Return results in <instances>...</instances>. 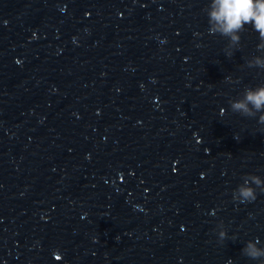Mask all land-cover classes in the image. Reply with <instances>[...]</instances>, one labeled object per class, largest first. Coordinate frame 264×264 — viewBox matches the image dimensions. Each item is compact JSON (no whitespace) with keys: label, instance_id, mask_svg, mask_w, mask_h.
Masks as SVG:
<instances>
[{"label":"clouds","instance_id":"1","mask_svg":"<svg viewBox=\"0 0 264 264\" xmlns=\"http://www.w3.org/2000/svg\"><path fill=\"white\" fill-rule=\"evenodd\" d=\"M208 15L211 25L209 32L212 34L219 32L221 35L229 36L233 43L239 40L236 33L241 31L245 24H252L260 36L264 38V0H212L211 11ZM257 64L264 67V61L257 60ZM249 104L256 111L264 109V87L247 90L243 99L232 102L231 108L233 112L246 116L252 115L253 112L249 108ZM261 119L264 121V117ZM252 182L257 187H260L262 183L255 176L252 177ZM260 191L264 192V187H261ZM233 199L241 203L254 201L256 190L249 186L246 180L244 185L235 190ZM224 236L225 233L222 232L220 234L221 239ZM243 252L252 259L264 256V249L257 248L252 242L247 244Z\"/></svg>","mask_w":264,"mask_h":264}]
</instances>
